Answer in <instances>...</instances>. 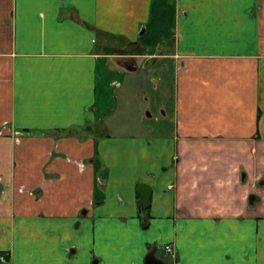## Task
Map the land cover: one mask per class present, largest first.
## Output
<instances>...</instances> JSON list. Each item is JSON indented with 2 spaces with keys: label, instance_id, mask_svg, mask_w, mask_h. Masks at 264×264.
<instances>
[{
  "label": "crops",
  "instance_id": "obj_1",
  "mask_svg": "<svg viewBox=\"0 0 264 264\" xmlns=\"http://www.w3.org/2000/svg\"><path fill=\"white\" fill-rule=\"evenodd\" d=\"M0 125L11 264H264V0H0Z\"/></svg>",
  "mask_w": 264,
  "mask_h": 264
},
{
  "label": "rangeland",
  "instance_id": "obj_2",
  "mask_svg": "<svg viewBox=\"0 0 264 264\" xmlns=\"http://www.w3.org/2000/svg\"><path fill=\"white\" fill-rule=\"evenodd\" d=\"M158 3L160 4V1H158ZM159 6H161V4ZM157 36L158 35H156V37ZM108 40H110V39H108ZM118 40H121V39L118 38ZM110 41H113V40H110ZM119 43H123L124 45L119 50L114 49L115 52L119 51V52H122L123 54L124 53L125 54H137V53L142 54V53L146 52L145 50H142L141 48L137 49V50H133V51L127 50L128 48L125 46L126 43H125V40H123V39ZM111 50H113V49H110V48L106 49L107 52H111ZM131 92H135V94H137L136 91H134V90H131ZM127 94H128V92H127ZM139 96H140V93H139ZM108 110H110V108L106 109L105 111H108ZM4 128H11V137L13 138V140L15 142H18L17 139L19 137H21L23 133H28L26 131H21L20 129L14 127L13 125H0V132H2V130ZM98 131H100V127H98L97 125H92L89 127L87 125H82L79 127L50 130V131H46V132L44 131V133L52 135L54 138L70 137V138H76V139L82 141L85 138H88V137L95 135ZM65 159H66V156H65ZM74 160L75 159L70 157V163L73 162V164L76 167H79V169H83L84 168L83 164H87L86 161L81 162V161H76V160L74 161ZM76 186L80 187V189L79 188H75V189L73 188V191L70 190V202L73 201V199H74L73 197L75 195L79 194L80 192L82 193V191H81L82 183L77 184ZM9 188L12 191V197L18 196L17 198H19V197L25 195L26 197L30 198V200L34 201L39 196L35 190L30 189L29 187L25 186L22 183H14V184H12V186H9ZM2 190H3V187L0 188V193L2 192ZM80 195H81L80 197H82V194H80ZM67 249H68V252H70V248H67ZM68 255L70 256V253H68ZM10 260L11 259H10V255H9L8 251H4V250L0 251V264H11Z\"/></svg>",
  "mask_w": 264,
  "mask_h": 264
},
{
  "label": "water",
  "instance_id": "obj_3",
  "mask_svg": "<svg viewBox=\"0 0 264 264\" xmlns=\"http://www.w3.org/2000/svg\"><path fill=\"white\" fill-rule=\"evenodd\" d=\"M260 185H264V179L259 182ZM136 191L139 195V199L137 202L138 207H147L149 203L150 197V188L148 185L143 183L136 184ZM253 195L250 196V200L253 199ZM145 264H163L162 261L156 259L153 256V253L150 252L145 257Z\"/></svg>",
  "mask_w": 264,
  "mask_h": 264
},
{
  "label": "built area",
  "instance_id": "obj_4",
  "mask_svg": "<svg viewBox=\"0 0 264 264\" xmlns=\"http://www.w3.org/2000/svg\"><path fill=\"white\" fill-rule=\"evenodd\" d=\"M164 249L166 252H170L172 250L170 245H165Z\"/></svg>",
  "mask_w": 264,
  "mask_h": 264
}]
</instances>
